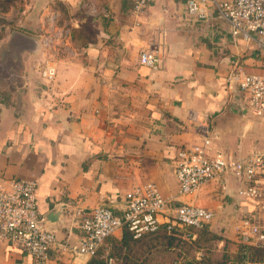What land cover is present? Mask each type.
Instances as JSON below:
<instances>
[{
  "label": "crops",
  "instance_id": "obj_1",
  "mask_svg": "<svg viewBox=\"0 0 264 264\" xmlns=\"http://www.w3.org/2000/svg\"><path fill=\"white\" fill-rule=\"evenodd\" d=\"M29 1L19 32L41 50L23 52L12 33L0 38V183L36 180L39 212L57 216L50 228L70 245L82 239L76 209L102 205L122 215L126 194L154 183L167 201L162 223L184 204L214 213L207 227L214 239L190 253L194 261L234 258L236 227L254 213L241 194L244 184L229 176L225 191L208 184L180 195L175 167L179 150L202 142L191 114L209 122L211 153L264 154V117L244 111L242 94L227 84L233 59L249 73L264 74L254 45L234 40L226 21L190 16L187 0H153L142 16L132 13L131 0ZM152 43L162 50L158 69L140 63ZM46 60L58 69L53 91L39 72ZM121 236L122 230L113 237ZM195 239L191 234L189 241ZM111 249L108 241L107 261ZM90 259L54 246L49 264ZM0 264L36 263L5 244Z\"/></svg>",
  "mask_w": 264,
  "mask_h": 264
},
{
  "label": "built area",
  "instance_id": "obj_2",
  "mask_svg": "<svg viewBox=\"0 0 264 264\" xmlns=\"http://www.w3.org/2000/svg\"><path fill=\"white\" fill-rule=\"evenodd\" d=\"M131 1L132 13L142 16L147 13L153 0ZM187 12L200 21H226L234 40L240 38L254 45L264 68V0H187ZM50 44V40L44 41L45 48ZM162 61V50L154 43L140 55V63L151 69H158ZM39 72L50 85L49 90L53 91L57 66L51 60H46ZM234 83L246 107L253 114L264 117V74L249 73L238 59H233L227 77L229 89ZM190 119L197 123L202 142L177 153L175 174L179 194H193L208 184H216L225 191L229 176L239 179L244 184L242 196L254 207V213L241 218L236 227L242 264H264L253 259L250 250L253 247L264 248V154L235 159L221 152L211 153L209 122L200 121L194 114ZM37 194L36 180L11 179L0 183V247L5 244L18 247L31 255L36 264H49L54 246L60 252L93 257L107 246L109 238L123 228L134 239L154 233L162 225H166L169 233L187 235L190 232H184L202 229L214 218V213L209 209L184 204L176 209L173 219L162 223L160 217L167 209V201L154 183H146L126 194L122 215L102 205L90 211L76 209L75 224L82 232V239L79 244L70 245L57 241L55 231L49 228L45 216L38 210ZM107 264H114L113 258L109 257Z\"/></svg>",
  "mask_w": 264,
  "mask_h": 264
},
{
  "label": "trees",
  "instance_id": "obj_3",
  "mask_svg": "<svg viewBox=\"0 0 264 264\" xmlns=\"http://www.w3.org/2000/svg\"><path fill=\"white\" fill-rule=\"evenodd\" d=\"M208 225L202 229H189V238H184L177 232L169 233L166 225L154 232L134 239L126 229H122L120 239L111 237L107 240L112 246L109 257L116 264H199L190 257V253L197 247L201 248L204 242L214 239L209 236ZM191 234H196L195 240L190 242ZM106 246L101 248L97 254L91 257L88 264H107L104 256ZM253 259L264 262V248L253 247L250 249ZM216 264H242L241 246L234 258Z\"/></svg>",
  "mask_w": 264,
  "mask_h": 264
},
{
  "label": "rangeland",
  "instance_id": "obj_4",
  "mask_svg": "<svg viewBox=\"0 0 264 264\" xmlns=\"http://www.w3.org/2000/svg\"><path fill=\"white\" fill-rule=\"evenodd\" d=\"M30 5L29 0H0V38L25 29L26 13Z\"/></svg>",
  "mask_w": 264,
  "mask_h": 264
},
{
  "label": "water",
  "instance_id": "obj_5",
  "mask_svg": "<svg viewBox=\"0 0 264 264\" xmlns=\"http://www.w3.org/2000/svg\"><path fill=\"white\" fill-rule=\"evenodd\" d=\"M11 41L13 43H16L19 46V49H21L23 52L37 53L42 48L41 44L38 43V41L35 38L27 36V35L19 32V31L12 33ZM231 89L234 92H239L240 93V91L237 89L235 83L233 84ZM238 97H239V99H241L240 96H238ZM240 106H241V108L244 111H248L249 110L246 106H244L242 104ZM55 220H57V216H55L53 214L45 216V221H46L47 225L49 226V228H50L52 222L53 223L57 222Z\"/></svg>",
  "mask_w": 264,
  "mask_h": 264
}]
</instances>
